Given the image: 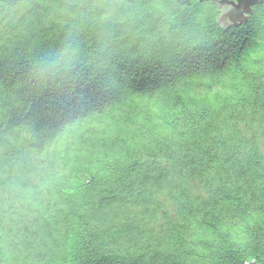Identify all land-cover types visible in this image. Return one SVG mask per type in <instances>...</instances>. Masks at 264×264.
Wrapping results in <instances>:
<instances>
[{"label":"trees","instance_id":"16d2710c","mask_svg":"<svg viewBox=\"0 0 264 264\" xmlns=\"http://www.w3.org/2000/svg\"><path fill=\"white\" fill-rule=\"evenodd\" d=\"M0 0V264H264V1Z\"/></svg>","mask_w":264,"mask_h":264},{"label":"water","instance_id":"95a60500","mask_svg":"<svg viewBox=\"0 0 264 264\" xmlns=\"http://www.w3.org/2000/svg\"><path fill=\"white\" fill-rule=\"evenodd\" d=\"M220 6V20L228 25L245 21L252 13L253 7L264 0H214ZM249 264H258L251 262Z\"/></svg>","mask_w":264,"mask_h":264}]
</instances>
